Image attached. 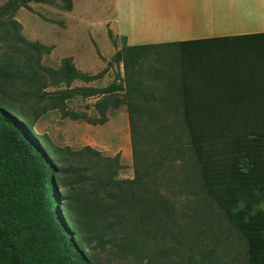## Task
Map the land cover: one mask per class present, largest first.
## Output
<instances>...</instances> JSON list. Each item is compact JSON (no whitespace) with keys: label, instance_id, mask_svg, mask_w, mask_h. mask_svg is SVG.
Returning <instances> with one entry per match:
<instances>
[{"label":"trees","instance_id":"1","mask_svg":"<svg viewBox=\"0 0 264 264\" xmlns=\"http://www.w3.org/2000/svg\"><path fill=\"white\" fill-rule=\"evenodd\" d=\"M61 1L67 10L71 9L72 0ZM25 2L9 0L2 13L26 6ZM39 48L33 46L34 50ZM170 51L179 55L177 70L168 65ZM150 55L156 56L152 60L157 69L150 67L142 72ZM113 64L122 65L123 75L116 72L113 81L104 87L72 86L76 81L89 84L102 79L105 70L95 75L82 72L70 57L62 59L56 70L31 69L29 74L0 67V79L33 87V95L39 101L63 103L76 97L102 98L96 104L100 111L98 120L73 116L92 124L105 123V112L111 106L126 105L133 178L116 180V171L110 167L113 160L85 147L81 151L92 159L106 161L107 171L103 177L85 176L84 180L93 181L115 198L116 209L123 204L130 209L129 215L135 214L139 220L138 225H132L148 237L150 213H171L166 207L170 199L162 195L163 189L171 187L160 184L170 182L169 177L163 176L172 166L167 162L169 149L150 153V161L143 158L145 150L152 148L153 136L168 127L151 111L160 108L169 115L182 116L190 148L186 149L193 164L181 182L187 187L184 190L194 201L205 196L215 202L219 219L245 243V264H264V210L256 208L264 199V32L124 45L109 61V66ZM48 87L61 88L46 91ZM121 94L124 96L118 100ZM55 155L24 116L0 104V264H93L91 251L107 242L98 232H92L93 238L86 235L82 225L68 213L67 204L60 203L63 197L55 187V183H60L56 173L67 170L58 166L60 159ZM160 159L164 165L167 162L164 169ZM140 192L146 198L137 197ZM118 213L117 221L107 229H123L126 234L130 226L122 227L125 217L122 210ZM183 217L194 219L195 212ZM169 222L170 226L175 225L173 217ZM193 230L188 232L189 238ZM169 231L172 234L166 236L179 241L180 236L170 228ZM190 239L192 246L201 244L199 238ZM213 241V246L203 243L202 250L198 245V260L193 264H216V247L220 243L218 239Z\"/></svg>","mask_w":264,"mask_h":264},{"label":"rangeland","instance_id":"2","mask_svg":"<svg viewBox=\"0 0 264 264\" xmlns=\"http://www.w3.org/2000/svg\"><path fill=\"white\" fill-rule=\"evenodd\" d=\"M8 1L0 0V67L29 74L31 69L39 72L41 68L56 70L62 59L70 57L82 72L95 75L105 70L102 79L89 84L76 81L72 86L104 87L113 81L116 72L120 71L123 75L122 65L109 66V61L126 44L123 39L114 37L108 24L112 19V9L102 5L101 0H72L70 10L61 0H26V6L10 8L2 13ZM143 29V25L138 23L134 31ZM121 34L125 35L123 23ZM129 41L133 45H140L144 40ZM35 45L40 48L34 50ZM48 48L50 50L47 52ZM168 54H173L167 58L168 65L177 70L179 55L174 51ZM152 59H156V56H149L143 63L142 72H147L150 67L157 69ZM155 84L157 89L161 88L158 82ZM59 88L48 87L46 91ZM33 92V87L21 82L0 79V104L24 116L33 132L43 136L46 144L56 152L55 157L60 159L58 166L67 170L56 173L59 174L60 183H55V187L63 197L60 203L67 204L68 213L82 225L86 235L91 236L95 231L107 240L103 246L91 251L93 264H193L198 260V245L201 250L203 243V246H213L214 239L220 243L216 247V264H245V243L234 229L229 231L226 222L219 219L220 211L215 202L205 196L194 201L184 190L187 187L181 184L188 168L193 166L189 162L191 153L187 150L190 148L182 116L169 115L160 108L151 111L159 115L162 124L168 123V127L153 136L152 148L145 150L143 158L147 157L150 161V153L155 155L165 148L169 149L167 162H171L172 166L163 176L169 177L170 182L160 184L171 187L161 191L170 199L166 207L171 213L163 210L150 213L146 225L151 230L148 237L139 234L132 225H138L139 220L135 214L129 215L130 209L124 204L120 206L121 209H116L118 202L115 198L96 187L93 181L84 180L85 176L103 177L107 171L106 161L92 159L81 151L85 147L100 152L102 158L113 160L110 167L116 171V180L133 178L134 162L126 105L121 104L117 108L111 106L105 112V123L92 124L73 116L98 120L100 111L96 104L102 102V98L76 97L58 103L39 101ZM123 96L119 95L118 100ZM161 163L164 169L166 163L164 165L163 160ZM136 195L146 198L141 192ZM256 208L264 210L263 198ZM119 210L125 217L122 227L130 226L126 234L123 229H107L109 224L117 221ZM194 212V219L183 217L186 214L192 216ZM171 216L175 221L173 226L169 222ZM169 228L180 236L179 241L166 236L172 234L168 232ZM191 229L194 230L190 238H199L201 244L192 246L187 235Z\"/></svg>","mask_w":264,"mask_h":264},{"label":"crops","instance_id":"3","mask_svg":"<svg viewBox=\"0 0 264 264\" xmlns=\"http://www.w3.org/2000/svg\"><path fill=\"white\" fill-rule=\"evenodd\" d=\"M101 1L112 9L108 24L114 37L128 46L135 39L157 45L264 32V0ZM138 23L144 29L135 32Z\"/></svg>","mask_w":264,"mask_h":264}]
</instances>
